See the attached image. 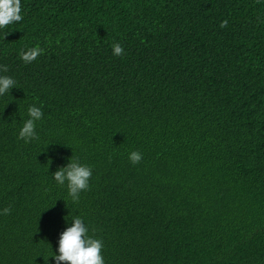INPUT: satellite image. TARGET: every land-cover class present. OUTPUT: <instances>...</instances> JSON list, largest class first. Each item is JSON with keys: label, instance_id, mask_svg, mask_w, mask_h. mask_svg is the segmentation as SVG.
<instances>
[{"label": "trees", "instance_id": "1", "mask_svg": "<svg viewBox=\"0 0 264 264\" xmlns=\"http://www.w3.org/2000/svg\"><path fill=\"white\" fill-rule=\"evenodd\" d=\"M21 5L0 28V264H56L77 216L105 264H264V0ZM71 157L78 203L53 177Z\"/></svg>", "mask_w": 264, "mask_h": 264}, {"label": "clouds", "instance_id": "2", "mask_svg": "<svg viewBox=\"0 0 264 264\" xmlns=\"http://www.w3.org/2000/svg\"><path fill=\"white\" fill-rule=\"evenodd\" d=\"M22 5L21 0H0V28L12 24L13 22H20L22 20ZM228 21L225 19L221 21L220 27L226 28ZM113 55L122 56L124 49L119 43L112 45ZM44 49L39 46L30 48L27 51H21L20 58L25 64L31 63L42 55ZM0 71L8 72L7 65H0ZM16 87V81L9 76L0 75V96L5 95ZM29 119L24 121L23 127L19 132V139L26 143L32 140L39 139L36 133V122L41 120L43 112L41 107L31 105L28 107ZM129 160L133 165L142 161V153L139 151H132L129 154ZM92 176V169L79 163L78 160L71 157L70 162L66 166L60 167L53 173V177L58 185H65L67 182L68 194L73 203H78L80 193L89 190V181ZM10 208H4L3 214H10ZM103 248V241L95 239L89 235V228L79 216L72 219V225L66 228L59 238V255L54 254L56 264H105L101 255ZM45 262L49 258H45Z\"/></svg>", "mask_w": 264, "mask_h": 264}]
</instances>
